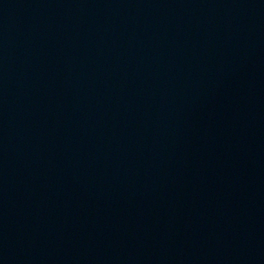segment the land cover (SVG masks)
<instances>
[{
	"label": "water",
	"instance_id": "obj_1",
	"mask_svg": "<svg viewBox=\"0 0 264 264\" xmlns=\"http://www.w3.org/2000/svg\"><path fill=\"white\" fill-rule=\"evenodd\" d=\"M0 264H264V0H0Z\"/></svg>",
	"mask_w": 264,
	"mask_h": 264
}]
</instances>
